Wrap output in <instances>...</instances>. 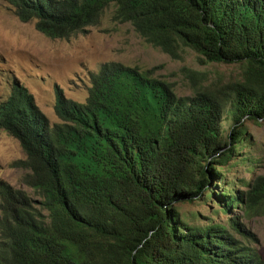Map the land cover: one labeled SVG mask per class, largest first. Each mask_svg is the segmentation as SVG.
<instances>
[{
	"label": "trees",
	"instance_id": "obj_1",
	"mask_svg": "<svg viewBox=\"0 0 264 264\" xmlns=\"http://www.w3.org/2000/svg\"><path fill=\"white\" fill-rule=\"evenodd\" d=\"M9 2L50 38L84 31L113 6L114 22L171 58L188 48L201 64H237L239 73L202 77L181 96L152 68L105 62L83 102L56 91L55 123L14 81L0 130L25 153L16 165L31 193L0 184V264H262L209 222L189 224L174 202L212 199L229 213L245 199L264 212V175L246 192L210 184L229 160L248 159L245 122L264 124V0ZM228 224L243 235L239 221Z\"/></svg>",
	"mask_w": 264,
	"mask_h": 264
},
{
	"label": "rangeland",
	"instance_id": "obj_2",
	"mask_svg": "<svg viewBox=\"0 0 264 264\" xmlns=\"http://www.w3.org/2000/svg\"><path fill=\"white\" fill-rule=\"evenodd\" d=\"M112 11L113 6L105 8L99 22L82 32L68 38H50L35 28L33 20L21 21L9 0H0V102L8 97L16 81L33 95L35 104L49 122L55 123L60 121L54 111L56 91L61 90L66 97L83 102L90 85V73L105 62L117 61L141 70L152 68L153 76L173 83L181 96L191 95L192 85L202 77L229 78L239 73L237 64H201L195 52L188 48L182 58H171L146 43L129 23L114 22ZM245 123L250 141L243 140L240 157L248 159L229 160L222 167L221 182H217L219 177L210 182L212 186L216 183L215 189L226 193L231 192L232 185L246 192L247 182L264 175V124ZM24 157L18 140L0 130V184L5 182L31 193L20 181L24 171L16 165V161ZM174 204L189 224L209 222L213 232L222 234L218 237L221 241L236 240L237 245L255 251L264 264V212L256 204L247 207L244 199L239 205L229 207V213L223 203L212 199L178 200ZM230 219L243 225V235L229 226ZM218 249L226 253L224 248H216V251Z\"/></svg>",
	"mask_w": 264,
	"mask_h": 264
}]
</instances>
